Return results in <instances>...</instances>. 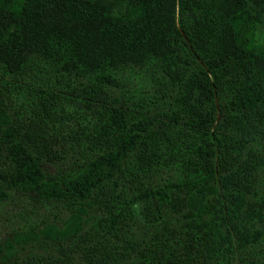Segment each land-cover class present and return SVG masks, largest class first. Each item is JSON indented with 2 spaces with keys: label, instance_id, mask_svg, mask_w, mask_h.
Segmentation results:
<instances>
[{
  "label": "trees",
  "instance_id": "1",
  "mask_svg": "<svg viewBox=\"0 0 264 264\" xmlns=\"http://www.w3.org/2000/svg\"><path fill=\"white\" fill-rule=\"evenodd\" d=\"M264 0H0V264H264Z\"/></svg>",
  "mask_w": 264,
  "mask_h": 264
},
{
  "label": "rangeland",
  "instance_id": "2",
  "mask_svg": "<svg viewBox=\"0 0 264 264\" xmlns=\"http://www.w3.org/2000/svg\"><path fill=\"white\" fill-rule=\"evenodd\" d=\"M255 38L257 41L264 43V23L257 24L255 28Z\"/></svg>",
  "mask_w": 264,
  "mask_h": 264
}]
</instances>
